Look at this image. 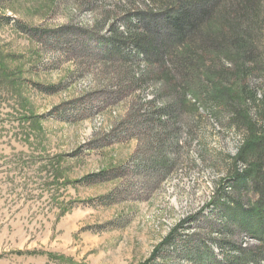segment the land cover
<instances>
[{
	"label": "rangeland",
	"instance_id": "obj_1",
	"mask_svg": "<svg viewBox=\"0 0 264 264\" xmlns=\"http://www.w3.org/2000/svg\"><path fill=\"white\" fill-rule=\"evenodd\" d=\"M80 1L0 0V264H142L156 250L151 264H193L186 250L199 244L253 245L247 233L222 229L216 205L222 195H239L232 158L245 126L215 100L190 95L178 145L167 144L172 171L151 170L155 132L137 134L136 122L163 105L162 83H137L118 98L110 69L87 65L78 42L67 48L49 33L66 26L99 32L124 4L156 0H109L95 11ZM257 16L253 44L262 59L264 2ZM263 66H245V74L230 58L217 68L226 88L244 93L261 132ZM148 69L141 62L137 77ZM236 73L244 77L237 87ZM91 175L93 182H83Z\"/></svg>",
	"mask_w": 264,
	"mask_h": 264
},
{
	"label": "trees",
	"instance_id": "obj_2",
	"mask_svg": "<svg viewBox=\"0 0 264 264\" xmlns=\"http://www.w3.org/2000/svg\"><path fill=\"white\" fill-rule=\"evenodd\" d=\"M81 1L83 6L93 10L109 0ZM263 2L156 0L145 8L137 7L136 3L130 7L124 4L125 10L118 11L116 20L106 19L105 16V25L101 28L111 23L107 30L104 29V34L101 28L99 32H90L69 26L49 31L58 44L67 48L72 47L70 44L73 41L78 42V47L74 49L80 59L83 56L88 61L87 65H104L110 69L121 85L118 98L135 91L137 83L140 89L149 81L162 83L165 90L163 105L146 111V119L136 122V128L140 129L137 134L148 136L147 133L155 132L152 139L158 142L159 148L157 154L151 157V170L165 175L172 171L176 160L169 155L167 144L169 140L176 139L178 145L184 105L192 104L188 98L190 95H204L206 99L215 100L219 108L232 114L234 124L245 126L247 133L243 144L232 158L234 186L239 195L237 198L220 195L224 201L216 205L220 206L218 216L222 219V229L229 232L231 227L235 228L247 233L255 242L247 246L230 241L226 243L228 249L216 242L214 250L199 244L186 250L187 258L193 264L264 263V132L259 131L250 116L244 93L238 88H226L223 83L225 77L217 69L223 60L233 58L244 67L239 70L246 69V74L250 69L245 66L258 65L260 60H264L258 57L253 44L259 18L257 12ZM91 41L94 45L89 44ZM141 62L149 68L146 77H137ZM233 78L237 87L238 80L244 77L236 73ZM229 84L232 86V82ZM260 114L264 116V112ZM241 165H245V169L241 170ZM92 177L84 178L83 182H93ZM121 178L116 176L113 180ZM250 192L253 195H248ZM214 227L215 232L216 225ZM230 236L233 233L230 232ZM170 238L168 236L161 246L168 244ZM156 253L142 264L154 262Z\"/></svg>",
	"mask_w": 264,
	"mask_h": 264
}]
</instances>
